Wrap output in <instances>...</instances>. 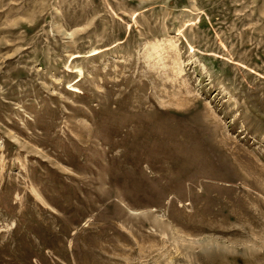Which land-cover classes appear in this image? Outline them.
<instances>
[{
    "label": "rangeland",
    "instance_id": "rangeland-1",
    "mask_svg": "<svg viewBox=\"0 0 264 264\" xmlns=\"http://www.w3.org/2000/svg\"><path fill=\"white\" fill-rule=\"evenodd\" d=\"M0 264H264V0H0Z\"/></svg>",
    "mask_w": 264,
    "mask_h": 264
}]
</instances>
